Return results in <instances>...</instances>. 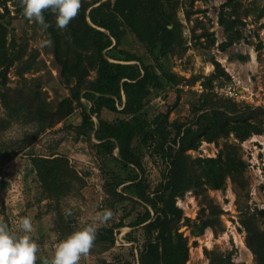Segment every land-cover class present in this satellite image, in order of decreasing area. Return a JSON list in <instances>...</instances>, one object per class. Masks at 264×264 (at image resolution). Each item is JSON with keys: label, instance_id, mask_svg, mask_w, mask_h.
<instances>
[{"label": "trees", "instance_id": "obj_1", "mask_svg": "<svg viewBox=\"0 0 264 264\" xmlns=\"http://www.w3.org/2000/svg\"><path fill=\"white\" fill-rule=\"evenodd\" d=\"M195 0H189L193 7ZM16 15L23 16L22 0H0V101L5 116L0 118V130L13 122L31 126L34 131L26 139V146L46 130L56 126L73 111L48 106L40 89L33 91L9 85V68L12 60L8 53V18H12L9 3ZM181 0H80L77 15L63 28L55 26L54 14L44 10L47 31L55 43V57L59 63L63 81L69 86L70 102H79L82 108L81 122L73 126L80 136L93 137L102 151L113 155L127 174L110 170L107 207L119 220H108L96 233L93 243L109 248L115 244V228L131 226L126 237L139 242L136 231H142L138 250V264H189V237L180 231V226L192 227L203 234L210 227L214 232L222 230L221 205L210 196V189H224L230 179L236 191L245 187L247 163L240 153L243 141L254 134H264V107L236 101L215 92V81L231 80V75L222 64L213 59L215 73L202 80L204 91L199 94L196 116L192 120H171L173 109L181 100L184 81L195 84L197 77L185 78L172 70L167 60L174 55H183L187 41L183 35L184 24L178 17ZM241 0H225L219 11L218 22L224 27L226 38L217 44L225 51L244 39L239 25L244 24L240 14ZM191 20L194 10L184 11ZM264 16V7L259 13ZM197 20L192 32L197 37L195 45L210 47L217 42L215 32L200 25ZM128 33L147 48L152 62L123 47ZM207 37V43L200 39ZM68 41L87 50L83 56L84 67L69 65L63 60L64 44ZM198 41V42H197ZM257 49L264 48L259 41ZM244 59L236 53L230 60ZM95 75L92 76V72ZM200 80V79H199ZM224 82V81H223ZM220 80L219 83H223ZM189 84V83H188ZM176 88V99L167 110L158 111L149 118L146 104L154 88ZM84 100V101H82ZM104 110L117 113L116 119H107ZM93 116H96L97 121ZM233 135L238 143L228 138ZM222 140V143L220 142ZM203 141L219 146L216 156H193L190 150H198ZM137 142L138 145L134 143ZM143 148L157 151L167 161L163 178L151 186L143 162ZM10 159L19 149L1 152ZM37 175L45 190L56 193L71 182L67 173L72 167L66 156L38 157L34 159ZM74 172V171H73ZM118 190V187H120ZM189 191L200 197L201 207L195 219L184 216L177 199ZM143 207L142 211L139 208ZM263 216L264 209L259 211ZM249 209L241 220L246 231V245L254 255L255 264H264V228ZM130 218V222L125 219ZM11 228L7 217L2 220ZM264 226V222H263ZM208 264H248L233 260L235 250L205 248ZM135 257L134 252L132 251ZM102 264H133L132 260L108 261Z\"/></svg>", "mask_w": 264, "mask_h": 264}, {"label": "rangeland", "instance_id": "obj_2", "mask_svg": "<svg viewBox=\"0 0 264 264\" xmlns=\"http://www.w3.org/2000/svg\"><path fill=\"white\" fill-rule=\"evenodd\" d=\"M189 0H181L178 17L184 24L183 35L188 49L183 55H174L167 60L169 67L185 78L197 77L207 81V76L215 73L213 59L218 60L231 75V80L220 78L215 86L233 84L240 89L243 99L240 101L258 106L264 96V48L257 49L259 41H264V16L259 13L264 7V0H241L240 14L244 24L239 25L244 33V39L235 43L225 51H220L217 44L226 38L224 27L219 24L218 16L225 0H195L193 7ZM12 18H8V53L12 63L9 68V85L20 86L26 91L40 89L50 108L56 109L64 105L67 110L70 105L72 113L66 116L56 126L40 134L27 146L26 139L34 131L31 126L13 122L7 128L0 130V221L7 217L13 231H19L18 221L22 216L32 219V238L36 241L38 251L35 264H43L50 260L56 243L66 237L73 230L82 227L83 223H91L107 207L109 198L108 187L110 170L127 174L131 169H124L115 159L117 151L110 155L96 145L97 141L91 137L80 136L73 126L81 122L82 108L79 102H70L69 86L63 81L59 63L55 57V43L47 29L27 19L21 14L16 15L14 6L9 3ZM192 9L191 20L186 19L185 10ZM197 20L201 23L195 34L201 32L200 25H205L215 32L217 42L210 47L195 45L192 28ZM50 40V44L42 43ZM207 43V37L200 39ZM198 42V41H197ZM123 47L143 55L147 63H151V56L147 48L142 45L132 33L124 39ZM63 60L71 66L84 67L83 56L87 50L68 41L64 44ZM239 53L244 59L230 56ZM92 76L95 75L93 71ZM183 83H189L184 81ZM180 86H178L179 88ZM181 88V87H180ZM176 88H154L146 111L151 118L158 111L167 110L176 99ZM181 100L171 112L170 118L182 121L192 120L195 107L198 106L199 93L191 88H181ZM262 99V100H261ZM84 101V100H82ZM264 107V106H263ZM102 115L107 119H116L117 113L104 110ZM5 116L0 101V118ZM228 140L233 143L239 141L231 135ZM222 143V140L220 141ZM138 145L137 142L134 143ZM240 153L247 163L245 172L246 185L235 189L230 179L224 189H210L209 194L214 201L221 205L224 213L221 215L223 229L217 233L208 227L203 234L186 225L180 226V231L189 237V264H208L209 259L204 253L205 248L235 250L233 260L236 263L245 262L255 264L254 255L246 245V231L241 224L244 214L249 209L255 212V218L262 228L263 216L259 211L264 209V134H254L240 143ZM19 149L14 158H9L1 152ZM219 146L215 143L203 141L193 156H216ZM191 152V151H190ZM198 153H201L200 155ZM143 162L147 178L152 187L163 178L168 167L167 161L157 151L143 148ZM66 156L72 167L67 179L71 182L56 193L45 190L34 159L38 157ZM121 186L118 187L120 190ZM177 205L183 209L184 216L195 219L201 207L200 197L189 191L183 198L177 199ZM71 210V215L66 212ZM143 207L139 208L142 211ZM119 214L110 217V224L119 220ZM129 223L130 218L125 219ZM106 223V222H105ZM101 224L98 231L105 224ZM131 226L115 228V244L109 248L93 243L87 254L81 255L78 264H102V260L118 262L126 259L138 264V250L132 247L141 245L142 231L137 230L139 242L128 240L126 234L132 230ZM135 254V257L132 254Z\"/></svg>", "mask_w": 264, "mask_h": 264}, {"label": "clouds", "instance_id": "obj_3", "mask_svg": "<svg viewBox=\"0 0 264 264\" xmlns=\"http://www.w3.org/2000/svg\"><path fill=\"white\" fill-rule=\"evenodd\" d=\"M23 15L27 19H34L45 29L48 24L44 20V10L54 14L55 26L65 28L79 10L80 0H22ZM42 43L50 44V40ZM71 215V210L66 212ZM112 216L109 209L103 210L91 223H83L59 240L52 252L50 260L43 264H78L83 254H87L95 240L98 227L107 222ZM19 231H13L9 225L0 221V264H35L37 259V243L32 238L33 224L29 216H22L18 221Z\"/></svg>", "mask_w": 264, "mask_h": 264}, {"label": "built area", "instance_id": "obj_4", "mask_svg": "<svg viewBox=\"0 0 264 264\" xmlns=\"http://www.w3.org/2000/svg\"><path fill=\"white\" fill-rule=\"evenodd\" d=\"M179 86L181 88H191L195 90L196 92H198L199 94L204 91V85L202 83V80H198L195 84L182 83ZM214 90L219 95L232 98L236 101H240V99H243V95L241 94L240 89L234 86L233 84L217 85L214 87ZM258 103H259L258 106H264V96H263V101L258 102ZM190 151L189 153L192 154L196 150H190ZM198 154L200 155L201 153H198Z\"/></svg>", "mask_w": 264, "mask_h": 264}, {"label": "crops", "instance_id": "obj_5", "mask_svg": "<svg viewBox=\"0 0 264 264\" xmlns=\"http://www.w3.org/2000/svg\"><path fill=\"white\" fill-rule=\"evenodd\" d=\"M93 118H94V120H96V121H97V118H96V116H93Z\"/></svg>", "mask_w": 264, "mask_h": 264}]
</instances>
